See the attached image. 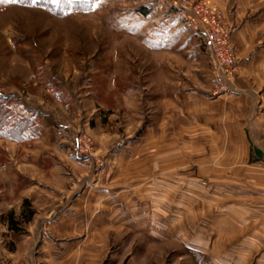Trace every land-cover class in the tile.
I'll use <instances>...</instances> for the list:
<instances>
[{
  "label": "rangeland",
  "instance_id": "374dc122",
  "mask_svg": "<svg viewBox=\"0 0 264 264\" xmlns=\"http://www.w3.org/2000/svg\"><path fill=\"white\" fill-rule=\"evenodd\" d=\"M90 1L83 9L56 12L0 0V108L10 111L11 122L24 118L26 128L22 140L0 135V197L12 194L19 234L36 229L39 218L38 234H51L53 218L71 205L77 217L87 218L94 198L135 202L138 210L108 212L114 220H134L129 228L136 229L125 228L113 249L151 252L158 264H191L184 244L166 240L165 207L151 210L149 194L255 191L253 184L222 178L229 168L218 167L222 177L215 180L209 145L193 150L203 128L176 110L178 100L167 104L166 91L179 90L183 79L206 93L213 83L210 97L223 92L215 85L204 34L177 6L190 11L191 2L195 10L201 4L220 12L212 24L236 68L232 80L241 57L263 53L264 39L238 44L219 0ZM158 2H166L167 11ZM158 199L165 203L164 195ZM55 201L59 207L50 214Z\"/></svg>",
  "mask_w": 264,
  "mask_h": 264
},
{
  "label": "crops",
  "instance_id": "0c3cea01",
  "mask_svg": "<svg viewBox=\"0 0 264 264\" xmlns=\"http://www.w3.org/2000/svg\"><path fill=\"white\" fill-rule=\"evenodd\" d=\"M157 5L167 11L166 2ZM219 5L227 22L236 26L234 38L238 44L248 40L250 45L251 40L264 39V0H219ZM238 24L241 25L238 27ZM263 53H256L257 58L241 57L237 79L227 81L225 90L217 92L218 96L210 97L213 83L205 86L211 91L209 94L196 91L188 79L178 83L179 90L172 87L166 91L167 104L178 100L180 106L176 105V110L196 120L199 128H203L198 133L199 144H193L196 148L193 150L206 151V143L209 145L214 152V179L222 177L218 167L229 168L230 172L225 173L227 177L222 178L230 184H253L255 191L247 194H149L151 210L165 207L162 210L166 211V240L175 239L184 244L188 248L184 255L191 264H264ZM253 58L256 61L250 62ZM206 162L205 157L201 163L206 165ZM150 170L154 175L155 169ZM151 181H155L154 178L151 177ZM11 195L0 197V264H158L151 252L127 251L121 248L124 245L113 249L114 244H120L125 228L135 222L125 218L114 220L108 212L135 211L141 207L132 201H122L126 194H118L122 200L117 202L106 197L94 198L89 203L91 212L87 211V218L77 217L71 205L57 220L53 218L51 234H38L40 218L34 225L36 229L29 228L25 234H19L18 228L13 229L11 218H16ZM160 195L165 196L164 204L159 203ZM36 203L40 208L39 199ZM54 203L49 207L50 214L60 204ZM101 211H106L102 217H93ZM135 230L129 228V232L135 233ZM153 234L155 231L150 232ZM168 255L167 258L171 257Z\"/></svg>",
  "mask_w": 264,
  "mask_h": 264
},
{
  "label": "built area",
  "instance_id": "2783aa9c",
  "mask_svg": "<svg viewBox=\"0 0 264 264\" xmlns=\"http://www.w3.org/2000/svg\"><path fill=\"white\" fill-rule=\"evenodd\" d=\"M195 4L192 5L191 2L188 4V7H191L190 11H187V8L183 9L181 6L177 7L180 11V15L188 20V22H190L195 29L204 34L203 45L205 52L211 60L212 71L215 77V85L219 90H223L225 88L226 82L232 80V75L233 72L236 71V68L227 51L226 55L224 53L223 49L225 48L226 42L221 40V34L219 30L216 32L213 29L212 22L215 23L217 21L216 15L219 13V16H221V14L218 12V10L211 7L209 8V6H205L204 8L201 4H198L197 9L195 10ZM204 9L206 10L207 14L203 12ZM197 13H201L203 17ZM76 149L78 153H81V146L79 142H77Z\"/></svg>",
  "mask_w": 264,
  "mask_h": 264
},
{
  "label": "trees",
  "instance_id": "16d2710c",
  "mask_svg": "<svg viewBox=\"0 0 264 264\" xmlns=\"http://www.w3.org/2000/svg\"><path fill=\"white\" fill-rule=\"evenodd\" d=\"M19 3H26V4H37L40 5L46 9H49L51 11L61 12L63 11H69L73 9V7L80 9L86 8L91 4L90 0H16ZM63 7V8H62ZM59 8H62L60 10ZM142 8H139V10ZM6 101V99L1 98V101ZM10 111L7 110V108H0V135H3L5 137H9L11 139H23L24 131L26 128L23 127V124L21 120H15V121H9ZM26 120V119H25ZM27 124V123H25ZM24 130V131H23ZM18 221L11 218V227L13 229H17Z\"/></svg>",
  "mask_w": 264,
  "mask_h": 264
},
{
  "label": "snow or ice",
  "instance_id": "6c2138e0",
  "mask_svg": "<svg viewBox=\"0 0 264 264\" xmlns=\"http://www.w3.org/2000/svg\"><path fill=\"white\" fill-rule=\"evenodd\" d=\"M56 2H58V0H56Z\"/></svg>",
  "mask_w": 264,
  "mask_h": 264
}]
</instances>
